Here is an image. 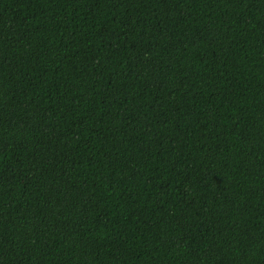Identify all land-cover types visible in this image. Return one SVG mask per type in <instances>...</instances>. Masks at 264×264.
<instances>
[{"label":"trees","instance_id":"1","mask_svg":"<svg viewBox=\"0 0 264 264\" xmlns=\"http://www.w3.org/2000/svg\"><path fill=\"white\" fill-rule=\"evenodd\" d=\"M0 264H264V0H0Z\"/></svg>","mask_w":264,"mask_h":264}]
</instances>
